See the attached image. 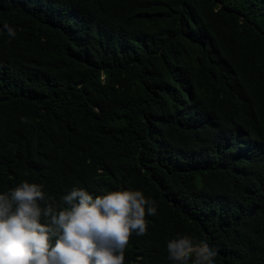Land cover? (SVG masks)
Wrapping results in <instances>:
<instances>
[{
    "label": "trees",
    "instance_id": "obj_1",
    "mask_svg": "<svg viewBox=\"0 0 264 264\" xmlns=\"http://www.w3.org/2000/svg\"><path fill=\"white\" fill-rule=\"evenodd\" d=\"M22 182L154 201L124 264L185 235L264 264V0H0V194Z\"/></svg>",
    "mask_w": 264,
    "mask_h": 264
},
{
    "label": "clouds",
    "instance_id": "obj_2",
    "mask_svg": "<svg viewBox=\"0 0 264 264\" xmlns=\"http://www.w3.org/2000/svg\"><path fill=\"white\" fill-rule=\"evenodd\" d=\"M4 29L15 38L11 27ZM62 201L58 209L46 202L42 185L28 182L0 194V264H124L132 234L145 235L146 215L156 214L155 202L138 190L93 198L74 188ZM167 251L174 264H214L218 254L186 235L169 241Z\"/></svg>",
    "mask_w": 264,
    "mask_h": 264
}]
</instances>
